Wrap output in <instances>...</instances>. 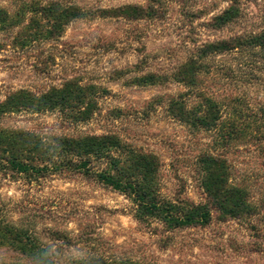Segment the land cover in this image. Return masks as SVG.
I'll return each instance as SVG.
<instances>
[{"label":"rangeland","instance_id":"374dc122","mask_svg":"<svg viewBox=\"0 0 264 264\" xmlns=\"http://www.w3.org/2000/svg\"><path fill=\"white\" fill-rule=\"evenodd\" d=\"M157 1L155 17L137 18L121 7L150 0H0L6 15L0 21V103L21 90L39 99L70 82L88 89L93 103L85 120L36 103L0 112V221L32 235L53 264H264V53L241 47L198 59L210 43L264 32V0H239L238 17L221 28L210 23L230 0ZM53 3L77 6L84 15L69 20L60 36L44 38L31 19L46 24L39 11ZM196 59L201 70L189 64ZM188 71L196 74L194 86L181 80ZM151 73L167 78L141 82ZM178 98L189 108L211 99L235 132L225 141L221 130L194 129L174 118L168 103ZM102 134L154 154L151 184L175 204H209L200 158L221 156L226 185L244 190L249 208L225 217L211 204L210 222L197 226L141 220L133 196L74 168L56 169L67 161L63 155L28 152L35 138L53 143L54 137ZM14 150L48 169L13 168L8 158ZM110 155L126 159L120 150ZM89 159L95 171L110 163ZM0 264L48 263L4 242Z\"/></svg>","mask_w":264,"mask_h":264},{"label":"trees","instance_id":"16d2710c","mask_svg":"<svg viewBox=\"0 0 264 264\" xmlns=\"http://www.w3.org/2000/svg\"><path fill=\"white\" fill-rule=\"evenodd\" d=\"M231 5L221 14L215 16L210 25L214 28H221L235 21L238 17L239 0H230ZM161 1L150 0L145 5H127L121 7L122 11H127L134 17L147 16L155 17L157 7ZM38 10V9H36ZM39 11V10H38ZM46 24H40L35 18L31 19L32 25H36L35 34H44V38H55L60 36L64 26L73 18L83 16L82 10L77 6L62 7L58 3L50 4L40 10ZM103 13L107 12L102 10ZM6 15L0 11V21L4 22ZM34 35V34H33ZM32 36V34L30 35ZM48 36V37H47ZM28 35L20 44H28ZM241 47L260 48L264 53V32L250 35H236L234 37L221 39L206 45L199 51L198 59H202L212 53H221ZM199 61L192 60L189 63L192 67L202 68ZM199 66V67H198ZM201 67V68H200ZM186 73H189L186 72ZM181 73V80L192 86L196 85L194 73ZM167 76L159 74H148L142 78L141 82L156 83ZM73 83L67 84L62 89H53L52 93L35 98V96L25 90L17 91L9 95L5 102L0 103V112L6 108L17 109L20 106H33L35 103L39 107L47 108L53 106L61 108L68 117L73 120H85L92 112V99H89L87 90ZM75 89H74V88ZM88 98V99H87ZM88 100L86 107L83 104ZM205 107L199 106L189 108L182 98L172 99L168 103L170 114L194 129L221 130L222 138L226 141L235 132L234 123H226L221 117L217 104L209 98H204ZM226 130L227 133H224ZM6 133V131L2 132ZM226 135L228 136L226 138ZM34 145L29 153L42 152L43 154L58 153L66 158L64 164H54L55 168H74L80 173L93 175L97 180L106 186L122 191L133 196L137 201V217L144 220L146 216L160 218L170 227L197 226L208 224L212 218L211 204L220 210L223 216L239 217L241 211L247 210L246 192L240 187L226 185L227 173L224 170L225 162L221 156L204 154L200 158V169L203 172V185L206 187L210 202L209 204L188 205L185 202L175 204L160 198L157 189L151 182L155 177V169L158 166V158L152 153H144L135 148L125 146L120 137L114 134L89 135L84 137H54L53 143L45 142L35 138ZM120 150L126 155V159L110 155L113 150ZM8 160L13 168L33 174H42L48 167L38 168L34 164L28 163L23 158L24 153L15 151L11 153ZM90 155L97 158H107L109 166L102 171H95L90 167ZM37 156V155H35ZM78 161H75V158ZM67 165L71 166L68 167ZM11 244L16 249L26 255L33 256L41 261L53 264L46 249L42 248L37 240L27 231L17 228L14 225L0 221V243Z\"/></svg>","mask_w":264,"mask_h":264}]
</instances>
